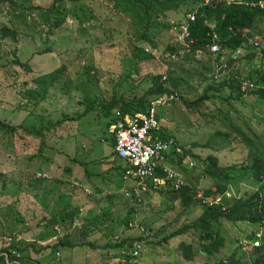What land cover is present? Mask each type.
Masks as SVG:
<instances>
[{"label":"rangeland","instance_id":"obj_1","mask_svg":"<svg viewBox=\"0 0 264 264\" xmlns=\"http://www.w3.org/2000/svg\"><path fill=\"white\" fill-rule=\"evenodd\" d=\"M13 1L14 5H0V28L5 25L16 30V40L5 39L0 53L1 49H15L20 62L29 65L31 71L23 70L18 81L0 84V121L18 127L16 134L0 129V255H5V263H19L21 259L31 258L39 264H110L125 253L110 249L107 243L141 233L148 239L156 240L153 236L157 237L155 233L161 225L173 230L186 220L191 221L199 210L196 211L195 207L187 218L182 216L176 220L180 204L172 198L168 192L170 189L162 193L145 192L139 200L132 195L131 183L120 177L117 163L122 161L114 156L108 139L100 141L112 115L104 118L98 111L84 117L79 115L84 107L81 99L85 93L88 97H97L106 86L109 97L113 90L114 96L124 99L142 93L146 86V81L141 82L145 72L140 67L138 74H133L134 62L130 52L134 47L153 52L155 61L151 65L149 63L150 69H165L170 65L175 68V74L187 84L182 93L187 102L200 97L201 88L195 86L199 81L196 74L200 73V77L206 74L202 66L187 65L169 55L162 57L158 50L164 49L165 41L171 37L170 31L159 26L150 29L143 39L141 31L133 28L128 19L115 13L108 1L74 3L61 0L55 5L51 17L61 15L65 21L59 28L53 29L41 23L38 9L46 8L52 0ZM181 12L183 8L177 13L170 12L168 18L179 20ZM259 40L264 46V38ZM180 44L183 43L180 41ZM47 50L49 52L45 53ZM193 65L195 70L186 74ZM242 65L246 66L244 61ZM86 67H93L89 76ZM120 67V78H124V82L119 86L116 81L114 85L107 76L102 79L106 85L102 82L100 87L98 78L101 74L116 73ZM58 69L57 78L45 98L39 103L29 100L25 90L36 86L34 79ZM222 93L229 92L223 89ZM230 96L236 97L235 91ZM180 100L157 109L160 124L176 137L179 145L193 151L197 143V151L202 155L208 152L217 154L222 166L245 159V149L238 146V135L233 134L236 138L231 140L234 152H229L226 142L221 140L222 134L216 135L217 131L228 132V135L231 131L226 122H217L221 120L215 106L203 102L201 106L187 108ZM249 102L252 101L247 97L231 99L222 108L229 109L231 117L239 116L233 121L246 134L254 131L264 139V106L256 100ZM48 123L54 124V127L50 128L51 132L38 151L39 139L25 134L22 129L43 128ZM249 136L255 139L253 135ZM214 147H217L215 151ZM188 161L195 162L194 159ZM185 168L191 175H197L199 171L198 166L191 168L187 165ZM38 173L43 176H38L36 187H30ZM236 174L242 178L230 182L232 192L239 193L252 185L242 172ZM198 175L201 176L196 178L197 185L207 186L211 179ZM66 201L78 208L73 226L68 231L70 239L77 245L50 255L43 247L59 234L57 229L47 226L46 219L57 210L65 209ZM105 211L108 214L104 215ZM129 212L135 224L127 228L123 220ZM86 219L91 227L87 237L77 228ZM146 222L152 225L150 231L143 229ZM257 228L259 225L251 226L245 222L233 226L230 222H223L221 233L225 244L215 258L197 253L189 262L181 260L179 244L182 241L191 242L183 234L160 246L142 242L139 257L127 264H213L216 258L225 260L238 253L239 244H246L243 237ZM9 244L20 252L12 249L10 254L3 252L2 248ZM248 249L247 246L243 250L247 253Z\"/></svg>","mask_w":264,"mask_h":264},{"label":"trees","instance_id":"obj_2","mask_svg":"<svg viewBox=\"0 0 264 264\" xmlns=\"http://www.w3.org/2000/svg\"><path fill=\"white\" fill-rule=\"evenodd\" d=\"M60 1L52 0L46 8H38L40 10L41 23L47 25L49 29L59 28L65 21L61 15L54 18L51 17V14L55 11V5ZM68 1L82 3L95 0ZM105 1H108L112 5L115 13L128 19L133 28L140 30L141 38L143 39L150 29L161 26L165 30H169L171 37L165 41L164 49L158 50L159 54L162 57L176 55V60L182 61L184 64L188 65L191 63L195 66L200 65L206 74L203 77L201 76L202 79L200 73L196 74L199 81L195 87L201 88L200 97L196 101L187 102L182 94L187 84L175 74V68L170 65V67L166 66L165 69L161 67L157 70L152 67L150 69L149 63L151 65V62L155 61L153 52L141 47H134L130 52V56L134 62L133 74L137 75L140 67L144 68L145 72L141 82L146 81V86L142 93L136 96L134 95L132 98L124 99L114 96L115 91L113 90L109 97L107 94V86L101 90V95H97V97L91 98L85 93L81 99L84 107L79 116L84 117L89 113H93V111H98L101 117L104 118L111 117L110 115H112L111 123L109 128H107V130H111V126L114 123L112 112L114 113L116 110L122 114L144 112L147 110L149 102L155 97L176 93V98L169 105L175 104L176 100L180 98L187 108H194L195 105L201 106L203 102L206 105L211 104L215 106L214 108L220 116L219 120H221L217 122H226L231 131L229 135L228 132L222 133V131H217L216 135L222 134L223 139L221 138V140L226 142V145L229 147V152H234L233 150H235V147L231 146V140H235L236 138L233 137V134L234 136L238 135V146L245 149V159L243 161L222 166L217 154L211 155L208 152V154L202 155L201 152L197 151V143L194 144L193 151L179 145V142L175 139L176 137L164 130L160 124L159 117H157L159 126L157 130L153 131V136L167 143L171 140L168 148L161 151V165L169 166L182 175L180 177L182 185L180 184V187L177 189L168 191L172 195V198L180 204V210L175 215V219L179 220L182 216L187 218L195 207L196 211L199 210V213L191 221L186 220L183 225L173 230H169L167 225H161V228L155 233L157 237L153 236L156 240L148 239L143 236L144 233H141L136 237H124L117 241L107 243L110 249L125 253L118 261L110 264H127L130 261V257L128 256L129 250L133 248L135 242L144 243L146 241L151 245L160 246L183 234L189 237L191 242L182 241L179 244L182 255L181 260L189 262L197 253H202L206 257L215 258V256L219 255L221 248L225 244V238L221 233L223 222H230L232 226L235 223L245 222L257 227L258 224L264 221V139L260 138L254 131H251V134H246L241 129V126L233 121V119L239 116L234 115L235 118L233 116L231 117L229 109L222 108L223 104H229L231 99L241 100L243 97H247L248 100L252 101L249 103H253L256 100L259 101L261 106H264V46L262 41L259 40L264 38V5L262 6L260 4L264 0H242V2L241 0H233L230 3H227L225 0ZM6 3L10 5L15 4L13 0H0V5ZM182 8L183 12L180 13L182 14L181 19L173 21L168 18L170 12L177 13ZM187 13H194L195 19L193 21L187 20L186 35L183 40H179L177 35L179 32L173 30L172 25L183 21ZM5 39L14 42L16 40V30L5 25L2 26L0 28V47H2L1 45H3L2 43ZM180 41L183 44H180ZM212 44H217L220 47V51L212 53L210 50ZM238 48L242 49L239 61H242V63L244 61L246 66L240 65V67L234 69L235 63L229 60L228 56ZM44 52L47 53L49 51ZM223 62L226 63L228 70L221 66ZM216 64L221 67L220 70L216 69ZM194 65L193 67H189V71L185 73L189 74L191 73L190 71H194ZM91 68L93 67H86V74L88 76L91 73ZM225 69L228 74L226 72L221 73ZM23 70L29 73L31 68L29 65L20 62L15 49L5 51L1 49L0 84L8 85L13 80L18 81L22 77ZM59 71L60 69L36 77L34 79L36 86L32 89L25 90L27 98L34 101V103H39L45 98L50 86L54 84ZM217 73L221 74L216 78L215 75ZM121 75V67L116 73H107V75L106 73H102L98 78L100 79V87L103 82L102 79L107 76L110 81L114 82V85L118 81L120 86L125 80L124 78H120ZM163 75H165V79L161 80ZM241 78L243 80L240 82ZM242 82H245V84ZM249 82L254 83L255 86L251 88L246 87ZM202 83L205 84L201 87L200 85ZM104 84L106 85V83ZM223 89L229 93L223 95ZM233 91H235L236 97L230 96V93ZM101 97H104L106 101ZM214 98H217L219 101H216ZM233 111L236 112L235 109ZM53 125L48 123L43 128H24L22 131L25 134H31L39 139L40 147L37 150L40 151L41 145L45 140L44 138L51 132L50 128L54 127ZM0 129L13 134L18 132V127L7 125L1 121ZM249 135H253L255 139ZM112 144L114 145V138ZM216 148L214 147L213 151ZM112 151L117 158L114 150ZM186 158L187 160H195V166H198L199 170L197 175L187 173L185 167L189 161L187 162ZM117 165L120 177L125 181H129L132 187L133 181L124 178L123 164L117 163ZM238 171L243 173L245 179L252 181L250 183L252 185L243 188L239 193L232 192L229 188L230 182L242 178V176L239 177L236 174ZM38 174L37 178L34 179L35 183L33 184L32 182L29 184L30 187H34L39 182L38 176H43L41 173ZM155 174L160 177L165 176L161 166L157 168ZM198 174L208 176L211 179L207 186L203 184L201 185L205 187L197 185L196 178L197 176H201ZM165 183L167 184V186H163L165 189L171 185L168 181ZM163 187L151 192L162 193L165 190ZM132 195L135 197L133 193ZM64 208L61 211L57 210L49 219H46L47 226L54 227L58 230L59 234V236H56L50 243L43 247V249L48 250L47 253H50V255L53 252L59 253L61 250L71 249L77 245L70 239L68 231L73 226L78 208L69 201L65 202ZM103 214L106 215L108 212L105 211ZM133 220L134 218L129 212L123 220L124 226L128 228L129 223ZM143 226L144 231H150L152 225L146 222ZM77 228L83 236L87 237L91 228L90 221L88 219L83 220L81 226ZM251 234L247 235V237L252 238ZM11 249L19 251L12 244L3 247L2 251L9 252L8 254H10ZM240 249L241 247H239L238 253L231 255L225 260L216 258L213 264H264V245L254 249L249 247L247 250L249 258L243 257L245 251L243 252ZM5 260V255H0V264H6ZM12 264L39 263L31 258H27L21 259L19 263Z\"/></svg>","mask_w":264,"mask_h":264},{"label":"built area","instance_id":"obj_3","mask_svg":"<svg viewBox=\"0 0 264 264\" xmlns=\"http://www.w3.org/2000/svg\"><path fill=\"white\" fill-rule=\"evenodd\" d=\"M225 1L227 3L233 2V0ZM260 4L263 6L264 2H260ZM194 19V13H187L183 21L172 25L173 30L179 32L177 34L179 40H183L186 35L187 20L193 21ZM210 50L212 53H215L220 51V47L217 44H212ZM241 54L242 49L238 48L228 56V59L235 63L234 69L242 65V61H239ZM171 56L176 58V55ZM221 59L223 60L222 57ZM221 66L227 69L225 62H223ZM220 68L221 67L216 64V69L220 70ZM226 69L222 70L221 73H227ZM221 73H217L215 77L217 78ZM162 78L161 80H164L165 75H163ZM242 80L241 78L240 82ZM242 83L245 84V82ZM254 86V83L249 82L246 87L251 88ZM176 96V93H171L167 96H157L149 102L148 108L144 112L122 114L120 111L116 110L113 113L114 123L110 130L114 138L113 150L117 158L123 163L124 178L133 181L132 193L138 200L145 192L156 191L165 185L167 186L165 183L166 181L171 184L169 187L174 189L182 184L180 175L177 172L169 166L161 165V151L168 148L169 144H171V140L167 143L152 134L159 126L157 118L158 107L168 106ZM176 150L179 151L178 149ZM159 166H161L165 173L164 177L155 174ZM134 224L135 223L132 222L129 223V227H132ZM255 244L257 245L259 242H255ZM142 247V242H135L133 244V248L130 249L128 253L130 261L139 257Z\"/></svg>","mask_w":264,"mask_h":264},{"label":"clouds","instance_id":"obj_4","mask_svg":"<svg viewBox=\"0 0 264 264\" xmlns=\"http://www.w3.org/2000/svg\"><path fill=\"white\" fill-rule=\"evenodd\" d=\"M169 106V105H168ZM123 164V163H122ZM189 167H194L195 166V162L193 161H189L188 163ZM174 170V169H173ZM175 171V170H174ZM177 172V171H175ZM179 175L180 173L177 172ZM180 177H182V175H180ZM182 185V184H181ZM180 187V186H179ZM167 190L170 189V190H174V188H166ZM177 189V188H176ZM142 196V195H141ZM199 197V196H198ZM259 225V228L255 229L254 231H252L251 235H252V238H248L247 236L246 237H243L244 240H246V244L244 243L243 245L242 244H239L241 246V249L243 252L247 246L248 248L251 247L252 249L254 248H257V247H260L262 245H264V221H262ZM261 227V228H260ZM247 238V239H246ZM255 242H259V244H255ZM130 251V250H129ZM245 255H247V258H249V255L246 253V251L244 252Z\"/></svg>","mask_w":264,"mask_h":264},{"label":"crops","instance_id":"obj_5","mask_svg":"<svg viewBox=\"0 0 264 264\" xmlns=\"http://www.w3.org/2000/svg\"><path fill=\"white\" fill-rule=\"evenodd\" d=\"M109 125H110V123L107 124V128H109ZM85 137H87L86 134H85ZM107 139H108V143L110 145L111 151H112L113 150V144H112L113 137H112L110 129L106 130V133L103 134V136L100 138V141H107ZM94 155H96V154H94ZM105 161L108 162V160H105Z\"/></svg>","mask_w":264,"mask_h":264}]
</instances>
